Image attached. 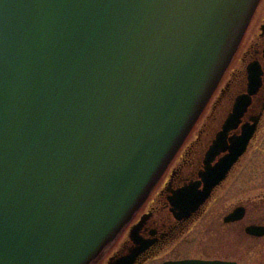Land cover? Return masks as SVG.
I'll list each match as a JSON object with an SVG mask.
<instances>
[{"label":"water","instance_id":"water-1","mask_svg":"<svg viewBox=\"0 0 264 264\" xmlns=\"http://www.w3.org/2000/svg\"><path fill=\"white\" fill-rule=\"evenodd\" d=\"M259 2L0 0V264L97 261L180 149ZM260 77L253 67L249 94ZM256 122L181 209L207 198Z\"/></svg>","mask_w":264,"mask_h":264},{"label":"flooded vegetation","instance_id":"flooded-vegetation-1","mask_svg":"<svg viewBox=\"0 0 264 264\" xmlns=\"http://www.w3.org/2000/svg\"><path fill=\"white\" fill-rule=\"evenodd\" d=\"M241 43L237 49L238 60L233 65L230 62L218 90L212 95L207 113L202 120L198 119L200 122H196L102 264H116L126 256L133 259L131 264L186 260L253 264L243 261L249 253L264 254V209L261 207L264 197L245 198V192L241 193L247 184L248 167L244 163L264 126V16L248 43ZM255 66L261 71V81L251 95L250 73ZM245 96L250 102L236 123L234 115L243 109ZM256 120V129L246 150L225 177L211 187L207 198L194 210L181 209L187 197L193 201L204 191L208 174L215 172L216 166L230 154L235 140ZM227 125L231 129L225 134ZM235 192L241 194L231 201L229 197Z\"/></svg>","mask_w":264,"mask_h":264},{"label":"rangeland","instance_id":"rangeland-1","mask_svg":"<svg viewBox=\"0 0 264 264\" xmlns=\"http://www.w3.org/2000/svg\"><path fill=\"white\" fill-rule=\"evenodd\" d=\"M263 16H264V0H261L258 4V7L255 10V13H254V15L250 21V24L246 30V33H245L243 41H242L243 45L247 44L249 41V38L252 37L253 33L258 31V25L261 22ZM238 54H239V50L236 51V53L234 54V56L232 58L233 60H231V65L234 64V61H236ZM218 85H220V83ZM218 88H219V86H217L216 89L218 90ZM217 90H215V91H217ZM211 101H212V99H210L209 103L205 107L204 111L202 112L201 116L199 117V120H200V118L202 120L204 115L207 113V108H208V105L210 104ZM244 166L248 167V169L246 170V179H247L246 182H247V184H246V188H244V189L241 188V193L245 192L244 193L245 198L251 197V196L254 197V196H258V195H259V197H264V126H263L261 133H260V137L258 138L257 142L255 143V147L251 151L249 158L244 163ZM241 193H239V194H241ZM239 194H238V192L231 193V196L229 197V199L231 201H234L235 198H237L236 196H238ZM261 207L264 209V203L262 204ZM123 231L121 232V234L123 233ZM119 236H118V238H119ZM118 238L93 264H102L103 262H105V260L107 259V256L110 255L111 251L115 248L116 243L119 240ZM231 255H233V254H231ZM244 259H246V260H243V261H247L249 263L264 264V254H259L258 252L249 253V255H247V257ZM147 264H151V263H147Z\"/></svg>","mask_w":264,"mask_h":264}]
</instances>
